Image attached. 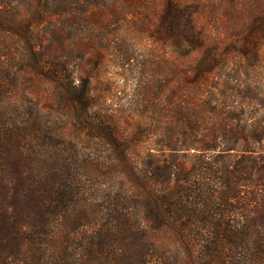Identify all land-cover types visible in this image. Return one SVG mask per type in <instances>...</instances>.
<instances>
[{
    "label": "trees",
    "instance_id": "obj_1",
    "mask_svg": "<svg viewBox=\"0 0 264 264\" xmlns=\"http://www.w3.org/2000/svg\"><path fill=\"white\" fill-rule=\"evenodd\" d=\"M149 4L0 0V264H264V0ZM135 20L180 58L142 90L170 120L138 131L99 106L101 59L83 69L112 44L132 63L110 31Z\"/></svg>",
    "mask_w": 264,
    "mask_h": 264
},
{
    "label": "rangeland",
    "instance_id": "obj_2",
    "mask_svg": "<svg viewBox=\"0 0 264 264\" xmlns=\"http://www.w3.org/2000/svg\"><path fill=\"white\" fill-rule=\"evenodd\" d=\"M144 9L157 0H136ZM150 7V6H149ZM149 9V8H148ZM204 21V20H203ZM95 40L99 41L102 28L98 25L94 27ZM210 30V29H209ZM213 30V29H212ZM110 40L118 41L123 50H130L135 53L136 59L130 63L125 64L118 60V52L112 44L110 50L106 51L100 46H96L97 50L90 56L91 62L84 63L83 69L85 72H91L94 68L95 60L101 59L100 66L96 73L95 79L92 81L95 95L97 96L99 106L104 109H111V114L118 116L120 124L125 128L138 131V128H133L136 123H139L142 128L157 126V123H166L170 120L167 114L163 113L161 108L167 104L161 102L168 95V90L159 97L147 94L145 90V82L148 79H161L163 76V66L166 61L180 60L179 55L170 47H164L156 41L148 38L144 32L142 23L135 20L133 23H125L122 27L112 28L110 31ZM47 35H43L45 39ZM73 44L72 41L68 45ZM98 45V44H97ZM12 53L19 55V50L12 47ZM201 54H194L185 62H190L200 57ZM263 60V68L261 79L264 83V45L261 51ZM97 66V65H96ZM36 87L32 91V98L39 100L44 111L49 110V105L54 99L55 89L53 85L43 83L42 81H35ZM142 85V86H141ZM25 89V87H22ZM147 94V95H146ZM158 97V98H155ZM24 91L19 92L14 96L16 104L27 103ZM52 116V122L61 128L63 136L67 139L74 133V127L69 121V114L61 107L56 109ZM161 129V126H158ZM151 133V139L147 146L152 145L159 135L156 136Z\"/></svg>",
    "mask_w": 264,
    "mask_h": 264
}]
</instances>
